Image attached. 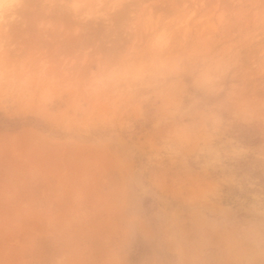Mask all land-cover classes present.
Masks as SVG:
<instances>
[{
  "label": "rangeland",
  "instance_id": "374dc122",
  "mask_svg": "<svg viewBox=\"0 0 264 264\" xmlns=\"http://www.w3.org/2000/svg\"><path fill=\"white\" fill-rule=\"evenodd\" d=\"M14 2L0 264H264V0Z\"/></svg>",
  "mask_w": 264,
  "mask_h": 264
},
{
  "label": "bare ground",
  "instance_id": "6f19581e",
  "mask_svg": "<svg viewBox=\"0 0 264 264\" xmlns=\"http://www.w3.org/2000/svg\"><path fill=\"white\" fill-rule=\"evenodd\" d=\"M15 0H0V20L5 17V10H12L15 7ZM3 48V47H2ZM8 49V48H7ZM1 51V50H0ZM2 53V52H1ZM48 60V59H47ZM43 79V78H42Z\"/></svg>",
  "mask_w": 264,
  "mask_h": 264
}]
</instances>
